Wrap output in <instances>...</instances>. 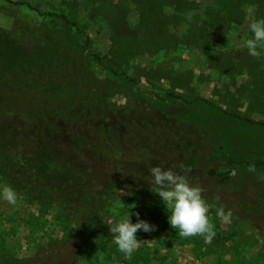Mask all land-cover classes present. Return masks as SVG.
<instances>
[{
	"label": "rangeland",
	"instance_id": "rangeland-1",
	"mask_svg": "<svg viewBox=\"0 0 264 264\" xmlns=\"http://www.w3.org/2000/svg\"><path fill=\"white\" fill-rule=\"evenodd\" d=\"M248 16L264 18V0H0V50L9 47L8 34L33 33L36 55H25L22 73L80 82L69 95L77 110L93 107L104 126H121L107 141L119 143L115 158L139 173L102 199L83 231L12 187L16 206L0 198V264H52L58 253L57 264H264V236L244 222L239 196L264 193V167L249 172L231 163L264 161V128L234 116L264 122V51L255 59L244 47L252 36ZM11 49L13 58L19 49ZM7 86L19 96V87ZM11 109L31 121L20 99ZM126 123L136 124L132 142L121 135ZM81 133L89 153L90 137ZM70 135L59 126L52 140ZM181 164L209 205L217 233L211 244L179 237L154 193L151 167L185 174ZM3 184L11 186L0 177ZM221 206L238 219L224 223ZM135 213L156 230L138 231L142 243L126 258L109 227L130 214L137 222Z\"/></svg>",
	"mask_w": 264,
	"mask_h": 264
},
{
	"label": "trees",
	"instance_id": "trees-1",
	"mask_svg": "<svg viewBox=\"0 0 264 264\" xmlns=\"http://www.w3.org/2000/svg\"><path fill=\"white\" fill-rule=\"evenodd\" d=\"M4 38L11 44L0 50V177L14 189L55 210L63 221L79 224L83 231L94 222L102 199L110 192L130 185L139 175L138 171L126 167L124 161L120 163L115 158L119 143L115 145L107 141L110 133L117 134L121 126L113 121L104 126L100 113L93 107L88 112L77 110V100L69 95L83 88L80 82L63 81L66 77L60 79L56 72L34 79L22 73L20 64L36 55L37 39L33 33L17 35L13 32ZM11 47L19 49L13 58ZM25 55H29L28 59ZM7 85L19 87V96L15 93L13 98ZM13 99H20L25 104L30 122L23 121L16 110L11 109ZM234 116L264 128V122H255L238 114ZM59 126L71 134L65 142L52 140ZM135 127L136 124L126 123L121 133L123 139L132 142ZM82 131L90 137L88 141L93 149L89 153L80 144L86 140L81 136ZM106 160L114 166L100 167L99 164ZM231 163L264 167L261 160ZM202 196L205 199L203 192ZM239 196L245 198L247 217L244 222L264 236V193L254 189L253 195L247 196L249 198L244 193ZM232 218L238 219V216L233 214ZM60 255L58 253L49 261L61 263L58 260Z\"/></svg>",
	"mask_w": 264,
	"mask_h": 264
},
{
	"label": "clouds",
	"instance_id": "clouds-1",
	"mask_svg": "<svg viewBox=\"0 0 264 264\" xmlns=\"http://www.w3.org/2000/svg\"><path fill=\"white\" fill-rule=\"evenodd\" d=\"M248 28L252 33L251 38L244 41V47L248 54L255 58H261L264 51V18L256 19L248 16ZM185 174L177 173L171 169H163L159 166L151 167L150 175L153 178L155 192L159 195L169 213L168 223L170 227L178 231L179 237L190 238L199 236L205 244H211L216 236L215 225L209 219V205L202 196V189L198 185L190 184L187 173L190 167L180 165ZM249 172H256L255 165H249ZM264 181V176H260ZM0 198L12 206L17 204V194L8 184L0 185ZM137 222L131 221V214L122 217L118 222L109 227L113 243L117 250L126 258H130L138 249L141 241L137 239V232L150 233L156 230V226L140 219L139 213H135ZM216 215L224 223H229L232 218L231 210L225 212L221 206Z\"/></svg>",
	"mask_w": 264,
	"mask_h": 264
}]
</instances>
